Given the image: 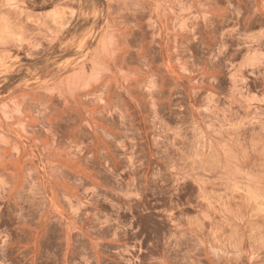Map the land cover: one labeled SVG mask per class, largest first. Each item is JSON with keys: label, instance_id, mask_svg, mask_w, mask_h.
<instances>
[{"label": "rangeland", "instance_id": "1", "mask_svg": "<svg viewBox=\"0 0 264 264\" xmlns=\"http://www.w3.org/2000/svg\"><path fill=\"white\" fill-rule=\"evenodd\" d=\"M0 264H264V0H0Z\"/></svg>", "mask_w": 264, "mask_h": 264}]
</instances>
